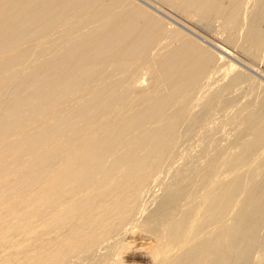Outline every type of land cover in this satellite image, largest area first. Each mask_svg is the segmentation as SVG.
<instances>
[{"label": "bare ground", "instance_id": "obj_1", "mask_svg": "<svg viewBox=\"0 0 264 264\" xmlns=\"http://www.w3.org/2000/svg\"><path fill=\"white\" fill-rule=\"evenodd\" d=\"M165 2L223 55L131 0H0V264H264V0Z\"/></svg>", "mask_w": 264, "mask_h": 264}, {"label": "rangeland", "instance_id": "obj_2", "mask_svg": "<svg viewBox=\"0 0 264 264\" xmlns=\"http://www.w3.org/2000/svg\"><path fill=\"white\" fill-rule=\"evenodd\" d=\"M132 2H134L136 5L138 4L139 6H141V7H144V9H148L147 11H149V12H152L151 14H155L156 16H160L161 18H163V20H162V22L163 21H165V22H167L168 24H170L169 26H165V23H164V26L165 27H169L168 29H170V26H172V27H177L176 29H178V30H182L183 32H184V34L185 33H187V34H190V36L192 35L193 36V38H196V40L198 39V42H200V43H203V45H205V43H206V46H209V47H212V48H210V49H214V51L216 52V53H219V54H221V52H219L217 49L215 50V47H213V45L211 44V43H213L212 41H214L215 40V38L216 37H218L217 35H218V33L220 34V32H219V30H218V21H214V24H216L215 22H217L218 24H216V26L215 25H211V24H213V23H211V22H213V21H210V22H208L209 23V25H208V23L206 22V24L208 25H206L205 23H203L202 22V24H201V22H200V24H198V23H196V22H194V21H191L190 22V20L187 18V17H185L184 15L183 16H180V15H182L179 11H175V9L176 8H174V7H172V9L171 8H169V9H167L168 7H170L168 4H166V2H165V4L164 5H166V7L163 5V3H162V1L163 0H131ZM156 2V3H155ZM161 3V4H160ZM141 4V5H140ZM170 12V13H169ZM177 15H176V14ZM173 14V15H172ZM176 16V17H175ZM159 17V18H160ZM178 17H179V19H178ZM184 18H186L185 20H184ZM188 20H189V23H188ZM183 22H186V24L185 23H183ZM194 24V26L193 25H191V24ZM168 24H166V25H168ZM187 24L188 25H190V26H187ZM203 24H205L206 25V27L203 25ZM191 26H193V29L191 28ZM196 26V27H195ZM198 26H200V30H199V27ZM171 27V28H172ZM195 27V28H194ZM213 27V28H212ZM203 28V29H202ZM173 29V28H172ZM212 29V30H211ZM180 30V31H181ZM209 30H211V31H209ZM212 31L215 33H212ZM218 32V33H217ZM217 33V34H216ZM214 34V35H213ZM191 36V37H192ZM207 37H208V40H209V38L210 37H212V38H210V40L209 41H211V43L209 42V41H207ZM208 42V43H207ZM207 44H210V45H207ZM218 51V52H217ZM221 55H223V53L221 54ZM226 57V56H225ZM228 57V56H227ZM226 57V58H227ZM228 59H232L233 61L232 62H234V63H236V64H240L241 65V63L238 61V59L235 57V56H229V58ZM241 66H243V65H241ZM244 67V66H243ZM142 69V72L143 71H145V73L143 72V76L142 75H138L139 77H141L140 78V80H139V78H136V79H138V82L136 83V84H139L140 82L142 83H140L141 84V86H144V87H146V86H148L149 84H148V82L150 83V76H149V74L147 75V73H146V70L144 69L143 70V68H141ZM141 69H140V71H139V73L141 72ZM141 72V73H142ZM146 74V75H145ZM137 76V77H138ZM257 77L259 76V75H256ZM148 77H149V79H148ZM143 80V81H142ZM139 84V85H140ZM146 85V86H145ZM201 94H202V92H200V93H198L196 96H198V97H200L201 96ZM197 98V97H196ZM195 107V106H194ZM197 108V107H196ZM195 108V109H196ZM181 127H184V124H183V126H181ZM180 127V128H181ZM200 128V129H199ZM201 126H198V130H197V128H196V131L194 132V136L192 135L191 137L193 138V139H191V137H190V139H189V144L188 143H185V145L183 146V145H181L182 147H184L185 149H187L186 148V145L188 146V148H189V153L187 154V153H183V151H187V150H184V148H181V150H180V148H179V150H180V152H182L184 155H183V157H187V155H188V158L189 157H191L192 155H190L191 153L193 154V156L195 155V154H198V152H201V150H202V148H203V143H201L199 140H197V139H200V138H198V136H196L197 134L198 135H201ZM222 128V127H221ZM224 128L225 127H223V130H224ZM217 129H219L220 130V128H217ZM216 129V134L215 135H217V134H219L220 133V131L219 130H217ZM182 130H183V128H182ZM222 129H221V133H220V135L223 137L224 136V134H225V132H226V129L223 131ZM180 131V133L182 132L181 130H179ZM199 131V132H198ZM219 131V132H218ZM223 131V132H222ZM214 132V133H215ZM183 133V132H182ZM197 133V134H196ZM213 133V134H214ZM224 133V134H223ZM227 134V133H226ZM225 134V135H226ZM215 135L213 136V140L214 139H216V137H217V139L218 140H220L219 139V137H221V136H216L215 137ZM197 137V139H196V137ZM195 138V139H194ZM191 140V141H190ZM194 140V141H193ZM195 140H197V141H199L200 142V144H198V143H196V141ZM192 142V143H191ZM198 144V145H196V144ZM193 144H195L196 146H197V148H196V146L194 145L193 146ZM192 145V146H191ZM201 145H202V147H201ZM190 146H191V148L193 149H190ZM198 147H201V148H198ZM198 149V151H196ZM191 151V152H190ZM194 152H196V153H194ZM190 155V156H189ZM178 164V162H176V164H174V166L175 165H177ZM169 173H168V178L167 177H164V180L165 181H167V180H169Z\"/></svg>", "mask_w": 264, "mask_h": 264}]
</instances>
